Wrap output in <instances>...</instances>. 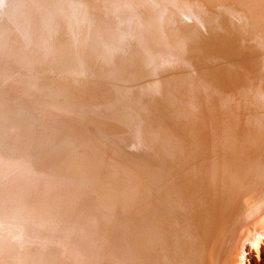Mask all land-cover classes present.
<instances>
[{
  "label": "bare ground",
  "instance_id": "1",
  "mask_svg": "<svg viewBox=\"0 0 264 264\" xmlns=\"http://www.w3.org/2000/svg\"><path fill=\"white\" fill-rule=\"evenodd\" d=\"M263 39L264 0H0V264L258 259Z\"/></svg>",
  "mask_w": 264,
  "mask_h": 264
},
{
  "label": "rangeland",
  "instance_id": "2",
  "mask_svg": "<svg viewBox=\"0 0 264 264\" xmlns=\"http://www.w3.org/2000/svg\"><path fill=\"white\" fill-rule=\"evenodd\" d=\"M259 38V37H258ZM263 42H264V39H263ZM177 201V200H176ZM175 201V203H177ZM251 201H252V203H256L257 201H258V198L255 196V195H253L252 197H251ZM174 203V204H175ZM170 220H172V216L170 217ZM235 237H236V234H234L233 235V238H232V240L230 241V243L227 245V247H225V257H226V260H227V256H228V254L230 253V251H231V248H232V246H233V244L235 243ZM177 240V239H176ZM184 248H186L187 247V245L186 244H183L182 245ZM244 250V254L246 253L245 252V248L243 249ZM255 255V254H254ZM225 264H226V261H225ZM243 264H247V262H245L244 260H243ZM248 264H264V253L263 254H261L260 255V257L258 258V259H256V256H255V258H254V262L252 263V262H248Z\"/></svg>",
  "mask_w": 264,
  "mask_h": 264
}]
</instances>
